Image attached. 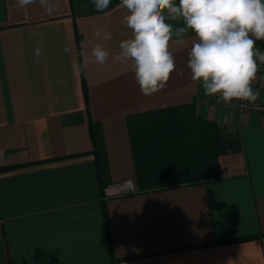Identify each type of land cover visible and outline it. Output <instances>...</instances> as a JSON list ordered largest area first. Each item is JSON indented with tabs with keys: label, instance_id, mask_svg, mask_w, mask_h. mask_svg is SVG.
Returning <instances> with one entry per match:
<instances>
[{
	"label": "crops",
	"instance_id": "1",
	"mask_svg": "<svg viewBox=\"0 0 264 264\" xmlns=\"http://www.w3.org/2000/svg\"><path fill=\"white\" fill-rule=\"evenodd\" d=\"M50 4L0 0V264H264V112L192 81V33L165 88L142 95L114 59L131 37L120 0ZM82 43L108 60L83 66ZM252 88L264 107V73ZM126 179L133 193L105 194Z\"/></svg>",
	"mask_w": 264,
	"mask_h": 264
},
{
	"label": "clouds",
	"instance_id": "2",
	"mask_svg": "<svg viewBox=\"0 0 264 264\" xmlns=\"http://www.w3.org/2000/svg\"><path fill=\"white\" fill-rule=\"evenodd\" d=\"M92 2L103 12L111 0ZM14 3L20 8L39 3L47 13L54 11L50 0ZM120 6L127 10L122 23L130 29L131 37L119 43L114 59L130 66L142 95L151 96L165 88L176 71L172 46H185V37L192 33L187 67L192 81L202 86L206 96H217V103L224 104L234 100L255 103L259 98L252 84L259 65L264 64V52L255 47L256 41L264 40V0H120ZM174 21L183 26L174 28ZM93 35L101 40L112 38L110 32L100 29ZM18 52L23 55L22 49ZM41 53L39 46L32 50L34 62H39ZM109 55L100 43L90 53L82 43L79 52L83 66L90 60L104 64ZM73 69L79 73L82 65Z\"/></svg>",
	"mask_w": 264,
	"mask_h": 264
},
{
	"label": "built area",
	"instance_id": "3",
	"mask_svg": "<svg viewBox=\"0 0 264 264\" xmlns=\"http://www.w3.org/2000/svg\"><path fill=\"white\" fill-rule=\"evenodd\" d=\"M258 73H264V65H259ZM228 110H236V109H243V110H257L264 112V107L258 105L257 103H249L247 101H238L234 100L230 104L220 103ZM135 191V185L132 179H126L117 181L114 183H110L105 187V194L107 196H114V195H123L133 193Z\"/></svg>",
	"mask_w": 264,
	"mask_h": 264
},
{
	"label": "trees",
	"instance_id": "4",
	"mask_svg": "<svg viewBox=\"0 0 264 264\" xmlns=\"http://www.w3.org/2000/svg\"><path fill=\"white\" fill-rule=\"evenodd\" d=\"M84 92H85V96H86V98H88L86 88H85V91H84ZM0 168H4V166H2V167H0ZM105 220H106V222H107V224H108V215H107L106 212H105ZM247 237H249V236L240 237V238H238V239H244V238H247Z\"/></svg>",
	"mask_w": 264,
	"mask_h": 264
}]
</instances>
